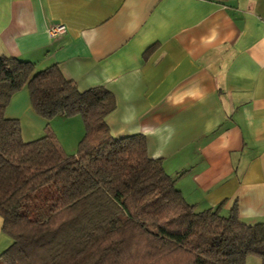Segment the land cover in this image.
Masks as SVG:
<instances>
[{
  "label": "crops",
  "instance_id": "obj_1",
  "mask_svg": "<svg viewBox=\"0 0 264 264\" xmlns=\"http://www.w3.org/2000/svg\"><path fill=\"white\" fill-rule=\"evenodd\" d=\"M0 54L105 88L112 134H141L196 210L264 222V0H0ZM5 114L48 126L66 153L83 134L78 116L46 124L25 88ZM9 243L0 230V254Z\"/></svg>",
  "mask_w": 264,
  "mask_h": 264
},
{
  "label": "trees",
  "instance_id": "obj_2",
  "mask_svg": "<svg viewBox=\"0 0 264 264\" xmlns=\"http://www.w3.org/2000/svg\"><path fill=\"white\" fill-rule=\"evenodd\" d=\"M25 88L46 121L80 116L83 134L64 152L52 130L24 140L5 111ZM103 87L81 90L57 64L35 69L0 54V218L10 238L0 264H264V222L233 209L196 210L139 133L114 136Z\"/></svg>",
  "mask_w": 264,
  "mask_h": 264
},
{
  "label": "rangeland",
  "instance_id": "obj_3",
  "mask_svg": "<svg viewBox=\"0 0 264 264\" xmlns=\"http://www.w3.org/2000/svg\"><path fill=\"white\" fill-rule=\"evenodd\" d=\"M24 116H27V114H24ZM76 116H78V115H76ZM78 117L80 118V116H78ZM25 127L28 128L27 129L28 133L32 134V135H29V137H28V135H23L22 138L24 140H32V139L37 138V137L41 136L42 134H44V130L40 127V125H38L35 122L32 123V121H28V125L25 126V122L23 123V125H20V129L21 128L25 129ZM35 132H37V133H35ZM69 133L72 134V135L76 134V130H74L73 127H72V129H71V131Z\"/></svg>",
  "mask_w": 264,
  "mask_h": 264
},
{
  "label": "built area",
  "instance_id": "obj_4",
  "mask_svg": "<svg viewBox=\"0 0 264 264\" xmlns=\"http://www.w3.org/2000/svg\"><path fill=\"white\" fill-rule=\"evenodd\" d=\"M66 31V26L62 23L52 24L48 28V33L50 36H56Z\"/></svg>",
  "mask_w": 264,
  "mask_h": 264
}]
</instances>
